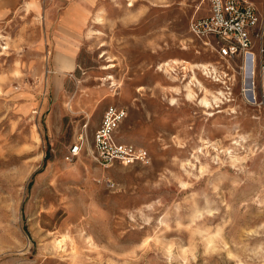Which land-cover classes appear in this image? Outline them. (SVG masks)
<instances>
[{
	"label": "rangeland",
	"instance_id": "1",
	"mask_svg": "<svg viewBox=\"0 0 264 264\" xmlns=\"http://www.w3.org/2000/svg\"><path fill=\"white\" fill-rule=\"evenodd\" d=\"M199 2L0 0V264H264V116L189 32ZM108 105L148 164L92 159Z\"/></svg>",
	"mask_w": 264,
	"mask_h": 264
},
{
	"label": "built area",
	"instance_id": "2",
	"mask_svg": "<svg viewBox=\"0 0 264 264\" xmlns=\"http://www.w3.org/2000/svg\"><path fill=\"white\" fill-rule=\"evenodd\" d=\"M196 13L189 22V32L204 44H208L216 58L224 62L230 72V63L241 75V94L264 116V6L257 7L252 0H200ZM251 68L250 87L243 89L244 69ZM212 68V67H211ZM210 70V71H209ZM203 75L213 83L222 85L223 104L232 102L231 81L228 73L208 67ZM233 78V77H231ZM126 118V111L116 105H108L88 144L92 159L109 167L149 163L146 149L121 140L119 127ZM88 123L83 124L86 129ZM80 136L69 149V158L77 157L86 145Z\"/></svg>",
	"mask_w": 264,
	"mask_h": 264
},
{
	"label": "bare ground",
	"instance_id": "3",
	"mask_svg": "<svg viewBox=\"0 0 264 264\" xmlns=\"http://www.w3.org/2000/svg\"><path fill=\"white\" fill-rule=\"evenodd\" d=\"M100 11H101V10H100ZM95 19H96L98 22L103 21V20H102V16L100 15V13H98V14L95 16ZM107 62H110V61H107ZM169 62H170V61H169ZM169 62H166V63H164L163 65H164V66H165V65H166V66H169V64H168ZM172 62H175V61H172ZM181 65H186L187 68H188L189 70L193 71V74H194V70H202L203 72H205V71L208 69V67H209V66H206V65H204V64H192V63H188V62H186V61H181ZM186 66H184L182 69L185 70V69H186ZM113 67H114V65H113L112 63H108V64H106L105 66L102 67V70H104L105 72H108V73L106 74V76H105V81H107V83H108V85H109V87H108V89H109V93H113V89H112V91H111V88H114V87L117 85L115 79H114L113 76L109 73L110 70H111ZM169 68H170V70H171V67H169ZM210 69L215 70L213 67L210 68ZM209 71H210V70H209ZM197 82H198V81H197ZM248 82H249V79H248V73H247V70L244 69V76H243V89H244V91H246V90L248 89ZM198 84H200V83L198 82ZM186 86H187V85H186ZM187 91H188V95H189V96H192V90H191L190 88H188ZM109 93L105 96V98H109V97H111ZM245 94H246V93H245ZM209 97H210L212 100H215V99H216V98H215V95H213L212 92L205 90L204 96L200 99V104H203L204 106L209 107V106H210V98H209ZM68 107H70V105H68Z\"/></svg>",
	"mask_w": 264,
	"mask_h": 264
},
{
	"label": "crops",
	"instance_id": "4",
	"mask_svg": "<svg viewBox=\"0 0 264 264\" xmlns=\"http://www.w3.org/2000/svg\"><path fill=\"white\" fill-rule=\"evenodd\" d=\"M261 2H262V0H261ZM81 3H84L85 5H87V2H79V4H81ZM253 3L255 4V1H253ZM72 9H75L74 7L72 8ZM85 9H86V7H85ZM72 15V14H71ZM76 17V19H79L80 20V18L78 17V16H75ZM71 20V19H70ZM51 30V29H50ZM49 30V31H50ZM52 31V30H51ZM72 49H68V51H71ZM68 57H72V56H70L69 54L67 55ZM73 59V69H72V71L73 70H75V68H76V63H74V58H72ZM60 66V64H59V62L58 61H54V65H53V67L54 68H58ZM100 121V120H99ZM99 121H97V125H98V123H99Z\"/></svg>",
	"mask_w": 264,
	"mask_h": 264
},
{
	"label": "water",
	"instance_id": "5",
	"mask_svg": "<svg viewBox=\"0 0 264 264\" xmlns=\"http://www.w3.org/2000/svg\"><path fill=\"white\" fill-rule=\"evenodd\" d=\"M248 79H249V82H248V87H250V82H251V68L250 66L248 67Z\"/></svg>",
	"mask_w": 264,
	"mask_h": 264
},
{
	"label": "trees",
	"instance_id": "6",
	"mask_svg": "<svg viewBox=\"0 0 264 264\" xmlns=\"http://www.w3.org/2000/svg\"><path fill=\"white\" fill-rule=\"evenodd\" d=\"M44 160H46V157H45V159Z\"/></svg>",
	"mask_w": 264,
	"mask_h": 264
}]
</instances>
